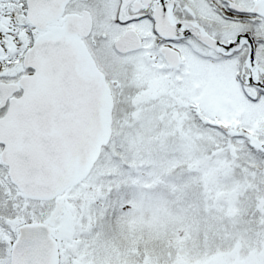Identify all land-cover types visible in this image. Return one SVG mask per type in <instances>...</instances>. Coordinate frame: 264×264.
Masks as SVG:
<instances>
[{
  "label": "snow or ice",
  "instance_id": "obj_1",
  "mask_svg": "<svg viewBox=\"0 0 264 264\" xmlns=\"http://www.w3.org/2000/svg\"><path fill=\"white\" fill-rule=\"evenodd\" d=\"M0 264H264V0H0Z\"/></svg>",
  "mask_w": 264,
  "mask_h": 264
}]
</instances>
